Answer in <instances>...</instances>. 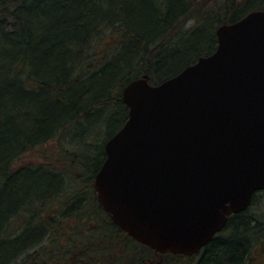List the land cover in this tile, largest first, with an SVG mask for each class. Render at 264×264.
I'll return each instance as SVG.
<instances>
[{"label":"trees","instance_id":"1","mask_svg":"<svg viewBox=\"0 0 264 264\" xmlns=\"http://www.w3.org/2000/svg\"><path fill=\"white\" fill-rule=\"evenodd\" d=\"M258 10L264 0H0V264L152 258L93 189L104 144L128 119L122 90L177 75L215 51L218 27ZM50 143L61 168L22 164ZM256 194L198 255L161 264L264 260Z\"/></svg>","mask_w":264,"mask_h":264},{"label":"water","instance_id":"2","mask_svg":"<svg viewBox=\"0 0 264 264\" xmlns=\"http://www.w3.org/2000/svg\"><path fill=\"white\" fill-rule=\"evenodd\" d=\"M215 51L158 85L128 83L96 200L135 242L192 256L264 191V10L216 30Z\"/></svg>","mask_w":264,"mask_h":264},{"label":"rangeland","instance_id":"3","mask_svg":"<svg viewBox=\"0 0 264 264\" xmlns=\"http://www.w3.org/2000/svg\"><path fill=\"white\" fill-rule=\"evenodd\" d=\"M56 150L57 148L54 146V144L50 143L47 147L37 150L31 153L28 157H25L23 159L22 164L39 165L43 163L44 165L53 166L59 169L61 168V163L58 161L59 154L58 151L56 152ZM256 195H258V198L256 199L255 204L251 208V213H249V215H252V213H255V215H258L259 213L262 214L264 211V193L259 192ZM128 255H131V253L128 252ZM256 256L257 252H255L253 255V262L249 264H264V260L261 257L256 258ZM121 261L122 259L119 260V262Z\"/></svg>","mask_w":264,"mask_h":264},{"label":"flooded vegetation","instance_id":"4","mask_svg":"<svg viewBox=\"0 0 264 264\" xmlns=\"http://www.w3.org/2000/svg\"><path fill=\"white\" fill-rule=\"evenodd\" d=\"M151 251H152V255H153L152 258H146V259L142 260L143 264H161V263L165 262L166 261L165 259L168 257L172 259V256H169V255H173L171 253L158 254L153 250H151ZM198 254H196V255H198ZM163 256L165 258H163ZM173 256H178V255H173ZM181 256H184V255H181ZM192 256H194V255H192Z\"/></svg>","mask_w":264,"mask_h":264}]
</instances>
